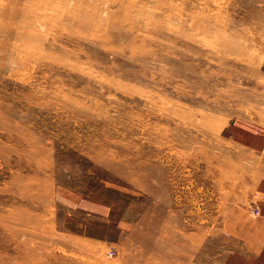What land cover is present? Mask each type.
I'll return each instance as SVG.
<instances>
[{
  "label": "rangeland",
  "instance_id": "1",
  "mask_svg": "<svg viewBox=\"0 0 264 264\" xmlns=\"http://www.w3.org/2000/svg\"><path fill=\"white\" fill-rule=\"evenodd\" d=\"M262 177L264 0H0V264H259Z\"/></svg>",
  "mask_w": 264,
  "mask_h": 264
},
{
  "label": "crops",
  "instance_id": "2",
  "mask_svg": "<svg viewBox=\"0 0 264 264\" xmlns=\"http://www.w3.org/2000/svg\"><path fill=\"white\" fill-rule=\"evenodd\" d=\"M254 141L257 142V140ZM253 144L259 145L258 143ZM258 187V191L261 192L258 200L250 201V206H257L258 212L253 214L251 221L243 226L242 234L244 235L243 242L257 256L259 264H264V177L260 179Z\"/></svg>",
  "mask_w": 264,
  "mask_h": 264
},
{
  "label": "built area",
  "instance_id": "3",
  "mask_svg": "<svg viewBox=\"0 0 264 264\" xmlns=\"http://www.w3.org/2000/svg\"><path fill=\"white\" fill-rule=\"evenodd\" d=\"M252 210H253L255 213L258 212V208H257V206H253Z\"/></svg>",
  "mask_w": 264,
  "mask_h": 264
}]
</instances>
